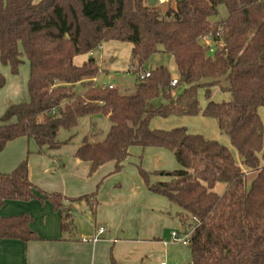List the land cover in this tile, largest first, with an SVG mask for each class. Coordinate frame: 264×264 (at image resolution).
<instances>
[{"label":"trees","instance_id":"16d2710c","mask_svg":"<svg viewBox=\"0 0 264 264\" xmlns=\"http://www.w3.org/2000/svg\"><path fill=\"white\" fill-rule=\"evenodd\" d=\"M171 1L162 9L147 0H0V64L13 75L25 60L30 65L29 100L2 115L0 152L20 137L34 141L41 153L58 149L73 138L61 141L62 129H74L86 115L108 116L111 126L104 138L85 135L75 153L90 163L89 175L109 161L115 162L113 173L121 172L134 146L171 151L179 169H138L149 190L179 209L184 233L191 232L189 264H264V123L259 114L264 107V0ZM220 5L227 7L228 16L212 21ZM109 40L133 45L131 65L138 73L156 59L147 70L150 76L138 78L132 93L97 85L100 66L94 57L82 65L74 62ZM171 59L178 73L175 86ZM6 82L0 70V90ZM181 84L184 89L174 94ZM202 87L207 89L204 109ZM217 87L230 100L211 99ZM160 97L163 102L154 106ZM200 113L217 121L240 163L218 140L184 127L150 125L155 117ZM152 175L170 178L152 182ZM221 179L228 186L219 196L211 188ZM100 187L79 197L44 191L30 179L25 159L11 172L0 173V208L7 200H49L63 210L62 230L69 231L72 203L97 205ZM31 221L29 213L0 214V240L40 239ZM111 263L121 264L113 256Z\"/></svg>","mask_w":264,"mask_h":264},{"label":"crops","instance_id":"0c3cea01","mask_svg":"<svg viewBox=\"0 0 264 264\" xmlns=\"http://www.w3.org/2000/svg\"><path fill=\"white\" fill-rule=\"evenodd\" d=\"M129 44L131 55L133 45ZM109 47L119 46L110 44ZM91 54L75 57V64L82 65L91 58L89 56ZM169 63L175 67L173 59ZM100 68L102 72L94 78L95 83L116 87L112 82L105 80L107 77L109 80L115 79L112 71L107 67ZM8 69V72H4L7 78L6 85L0 90V124L2 115L8 107L29 100L30 65L28 69L26 68L28 71L26 69L22 71L20 67L16 75L11 73L9 67ZM106 118L109 119L108 116ZM160 127L158 120L152 126L163 129ZM79 146L64 151L61 147L48 149L47 153L40 154L38 146L32 140L20 137L8 142L0 152V173L11 172L20 162L28 159L30 179L47 192H60L68 197H79L94 192L98 184L104 181L98 191L97 205L91 207L84 201L72 203L73 228L69 231L62 230L63 210L55 209L49 200L42 201L37 198L29 201L7 200L0 208V214L10 216L29 213L32 217L30 227L40 239L27 242L14 238L0 240V264H112V256L121 264H147V242L152 243L156 240L167 244L168 241L164 238L173 231L165 227L168 225L167 222L173 219L168 199L147 188L139 169L136 171L131 169L130 173L125 169L120 174H110L115 168L114 161L103 164L96 174L90 177V163L75 156ZM144 152L148 159L155 160V166L145 165L144 168L148 171H173L180 168L175 156L173 155L174 158L171 156L173 153L161 147H132V155L126 163L136 156L144 155ZM233 153L238 162L240 159L237 151L234 150ZM53 155L57 158L53 159ZM60 161H63V164L60 163L59 166ZM51 163L54 166H51ZM55 164L58 165V169ZM242 168L244 171L248 169L245 166ZM169 178L167 175L151 176L152 182L165 181ZM218 182L226 183L227 188V181L221 179ZM223 193L215 194L220 196ZM66 205L68 208L70 202ZM147 205L155 208L157 213L154 215L158 216L148 231L147 221L136 220L133 213L135 208H142V212H147ZM101 227L105 228L102 233L99 232ZM161 262H164V259L160 264Z\"/></svg>","mask_w":264,"mask_h":264},{"label":"rangeland","instance_id":"374dc122","mask_svg":"<svg viewBox=\"0 0 264 264\" xmlns=\"http://www.w3.org/2000/svg\"><path fill=\"white\" fill-rule=\"evenodd\" d=\"M167 2L168 0H159L154 5L161 7L162 9H165ZM171 3L175 5V0H172ZM227 16H228L227 7L225 5H220L218 14L216 16L211 17V20L221 21L226 19ZM206 42L210 43V41L209 42L206 41ZM110 44L119 47L110 48L109 47ZM129 46L130 44L128 42H121V41L118 42L114 40H109L103 42L102 46L99 49L95 50L94 52H92L91 55H89L90 57H94L96 59L97 64L100 67H107L110 71H112V75H115L114 80H109V77L105 78V80L112 82L120 93H127V94L134 92L136 89V85L138 83V74H137L138 72L129 70L130 65L132 64L131 55H130L131 50H129ZM28 64H29L28 60H25V63L21 65V70L23 71L26 68L28 69L29 68ZM156 64H157L156 59H151L144 67V70L147 71L150 69L152 65L154 66ZM0 69L1 71H3V73L8 72L9 70L8 67L3 66L2 64H0ZM169 69L172 74V77L175 76L178 77L176 68L173 67V65L170 63H169ZM101 72L102 71L100 68L99 74ZM184 86L185 84L179 85L173 90V93L174 94L180 93L184 89ZM77 90L78 92H80L82 91V88L78 86ZM206 91L207 89L205 87H202L199 90V101L202 109H204L207 103ZM230 98L231 97L229 93L224 92L218 87L212 88L211 99H213L214 101L217 102L228 101L230 100ZM162 102L163 99L160 97L158 99H155L152 103L154 104V106H159ZM259 114L264 123V107L259 108ZM153 119L150 123V125L152 124L151 127L155 125L157 120L161 125L160 128L166 130L176 127H184L187 128L190 133L201 134L208 139L218 140L221 144L229 147L232 151L235 150L231 145L228 136L221 133L216 120L211 117L204 116L202 113L197 115H173L168 118L155 117V119L154 120ZM110 125L111 122L103 114L98 113L94 115L83 116L79 119V123L74 129L69 131L64 129L61 130L59 135V139L61 141H66L67 139H70L73 136L70 142L63 144L61 146V149L63 151L67 149L70 150L74 149L75 147H77L82 143V140L85 135L88 136L91 140H100L102 139L104 134L107 133V131L110 128ZM33 143L37 145L34 141ZM47 151L48 149L44 148L43 153H41L38 149V152L40 154H45L47 153ZM31 153L32 150H30L29 154ZM171 156L174 158L173 154H171ZM52 157L53 159L57 158V156L55 155H53ZM58 158L60 159V157ZM239 161L240 160H238V162ZM130 162L125 163V166L123 168V170L127 169L128 170L127 172L129 173L132 170L135 171L138 170V165H142V167H145V165H150L151 167L155 166V160L148 159L145 152L144 155L138 157L136 156L134 157V159H131ZM60 163L63 164V161L59 162L58 164L59 166ZM58 165L55 164L57 169H58ZM51 166L54 165H52L51 163ZM123 170L121 172H123ZM96 172L94 174H96ZM121 172L119 173L111 172L110 174L117 175L120 174ZM245 172H248L250 174V177H253L254 175V173L252 172L250 173L249 169H247ZM94 174L89 176L92 177ZM103 183L104 181H102L101 187ZM225 188H226V183H221V182L219 183L218 181H216V183L211 189L212 191H214V193H223L225 191ZM154 209L155 208L147 205V212H142L143 210L142 208H135L133 210L136 220L147 221V231L148 228L152 226L153 221H155V218L158 217L155 216L157 212ZM169 211H171V214L173 215L172 216L173 219L170 218L172 220H169L167 222L168 225H166L165 227H168V229L173 231H181L180 236L182 239L183 238L182 231L184 233L185 226L181 223V221L177 217V213H179L180 211L177 210V206L174 204L170 205ZM164 239L168 241L166 245H164V243H159L156 240H154L152 243L147 242V264H160V261L163 259L167 264H189L191 260V250L189 246L183 244L181 240L174 239L172 235H168Z\"/></svg>","mask_w":264,"mask_h":264},{"label":"built area","instance_id":"2783aa9c","mask_svg":"<svg viewBox=\"0 0 264 264\" xmlns=\"http://www.w3.org/2000/svg\"><path fill=\"white\" fill-rule=\"evenodd\" d=\"M206 41H211V37L210 36H207L206 37ZM129 70H132L134 72H136V69L133 65L130 66V69ZM138 74V78L139 79H144L146 77H149L150 76V72L149 71H142V72H139L137 73ZM178 83V78L177 77H174L171 81V85L175 86L176 84ZM110 87H113V85H110ZM105 231V228L104 227H101L99 229V232L102 233ZM190 233H184L183 234V238L181 239V236H180V232L178 231H172L171 235L174 237V239H177V240H181L183 244L185 245H188L189 244V236H190ZM85 241H87V239H85ZM161 264H167L165 261L164 262H161Z\"/></svg>","mask_w":264,"mask_h":264},{"label":"water","instance_id":"95a60500","mask_svg":"<svg viewBox=\"0 0 264 264\" xmlns=\"http://www.w3.org/2000/svg\"><path fill=\"white\" fill-rule=\"evenodd\" d=\"M157 1H159V0H147L149 5H154ZM68 213H69V208H66L65 214L67 215ZM177 215H178V213H177Z\"/></svg>","mask_w":264,"mask_h":264}]
</instances>
